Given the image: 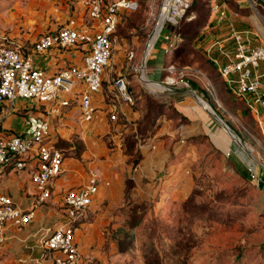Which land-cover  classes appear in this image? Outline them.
Wrapping results in <instances>:
<instances>
[{"label":"rangeland","instance_id":"374dc122","mask_svg":"<svg viewBox=\"0 0 264 264\" xmlns=\"http://www.w3.org/2000/svg\"><path fill=\"white\" fill-rule=\"evenodd\" d=\"M137 1V8H124L122 10L129 13L120 10L118 16L119 29L133 26L141 39L131 67H128L137 65L146 70L148 65L162 63L159 82L166 88L154 92L150 84L143 82V77L142 81L138 78V70L121 71L132 79L130 89L134 94V106L143 111L137 120V133L134 131L125 139L117 156L112 159L109 155L106 160L108 169L117 170L123 176V196L119 203L107 208L121 218L107 219L103 225L104 249L107 250L110 242L116 249L115 259L111 260L108 255L109 263L264 264V184L257 187L237 170L235 161L229 163L225 149L212 139L217 130L213 119L204 116L197 99L173 88L192 87L229 127L231 124L235 128L230 127L234 132L242 133L247 129L249 138L242 141L252 156L264 165L263 131L253 116L249 113L243 116L237 111V106L242 105L239 99L232 101L230 92L219 90L218 84L226 83L206 57L205 45L199 42L201 37L192 45L185 39L178 41L170 53L158 49V57L152 59L158 41L166 43L165 51L170 49L169 39L164 35L170 37L173 26L164 23L142 64L145 41L156 22L161 0ZM211 1L194 0L188 10L189 14L194 13V18L189 21L184 16L175 27L181 33L203 28L210 18ZM217 1L224 3L227 10L251 14L256 23L244 22L239 27L256 30L259 26L256 35L264 41V0ZM134 22L138 25L134 26ZM206 28L202 34H210ZM117 72L110 74L107 84L111 85L112 78L120 74ZM170 78L172 83L167 82ZM165 109L168 116L176 117L172 126L175 131L166 133L165 143L159 149L155 133L162 124L158 115ZM180 124L184 127L183 140L177 132ZM220 130L227 135L222 128ZM150 142L154 147L149 145L141 150L139 144ZM103 147L109 154L114 151L110 141ZM148 152L150 154L144 158L143 153ZM177 153L178 159H182L178 163ZM137 165L142 171L138 172V184H135L133 174ZM250 165L264 175L261 164L250 162Z\"/></svg>","mask_w":264,"mask_h":264},{"label":"crops","instance_id":"0c3cea01","mask_svg":"<svg viewBox=\"0 0 264 264\" xmlns=\"http://www.w3.org/2000/svg\"><path fill=\"white\" fill-rule=\"evenodd\" d=\"M121 11L122 13H129L126 10ZM192 14L193 16L189 19L187 18V20L190 21L194 18L195 15L194 13ZM162 16L163 12L161 10L157 25H160V20L163 19ZM209 17L208 22L203 28L193 31H183V33L179 31V33L181 42L185 39L190 41V45L194 44L193 42L201 37L199 42L201 46L205 45L206 57L210 59L211 65L218 69L213 58L214 56L219 58L220 54L214 47L210 51H207L208 46L216 39L225 38L228 21H232L237 26H242L244 22L255 24L256 20L251 14L237 10H227V19L220 22L214 19L211 13ZM89 22L90 19L86 13L83 0H0V41L10 43L24 54H31L34 65L44 68L48 73H54L67 64L81 63L84 50L81 47L53 46L42 52L34 53L31 48L33 42L43 32L57 28L58 26L70 25L80 27L88 25ZM119 23L120 18H118L114 31L111 34L112 56L109 66L106 67L103 73V88L90 94L91 101L95 107L91 120L85 121L81 117L79 96L84 86L80 82H76L75 86L69 91H58L50 101L41 102L37 99L15 98L12 101L4 100L0 102V136L24 130L27 114L34 113L48 119L52 137L58 140L67 153L62 164L61 173L52 182L53 193L51 198L34 208L32 219L26 225L22 227L13 224L6 225L4 238L0 241V264H54L52 258L53 252L43 247L42 240L48 235L49 228L53 227L59 219L57 202L65 189L83 183L86 180L88 171L93 168L100 175L102 180L101 185L98 192L93 196L88 220L76 227L74 239L78 244L85 264H110L108 255L109 257L111 255V260L116 257V249L113 242L107 245V250L104 249L105 229L103 225L107 223V219L121 218L118 213H112L107 208L120 202L123 196V176L117 170L108 169L106 160L109 155L112 159L113 156H117L119 147L121 144H124L125 139L132 136L134 131H138L137 120L140 119L143 111L141 108L134 106L135 102L133 104L122 102L120 112L124 116L119 119V122L114 125L108 118L104 98L106 90L110 89L112 85L107 84L110 81L109 76L117 70V73H121L122 70L127 72L128 69L129 72L132 69L135 71L134 66L129 68L132 61L127 58V51L130 48L136 51L137 46L141 43V39H139L140 35L133 26L130 29L120 30ZM137 23L134 22L132 24L136 26L138 25ZM141 25L144 26L142 22ZM205 27H208L206 31H210V34H202ZM255 29H251L250 40L254 44L264 43L262 38L256 35L259 26H256ZM253 34L255 36H252ZM147 39L148 36L146 41ZM157 43L158 45H156ZM157 43L155 44V51L151 56L152 59L158 57V49H161L163 53H170L177 46L165 51L166 43L164 41H158ZM148 48L149 46H147L144 59L148 56L146 55L149 52ZM161 64L157 66L148 65L146 66V70L143 67L144 75L148 80L159 82L162 74ZM262 69L263 63L260 62L257 70L260 71ZM142 75L141 73L140 76ZM129 80L130 89L132 79ZM223 84H218L219 90L224 93L229 92L226 85ZM173 90L189 94L193 99L195 98L192 91H196L192 87L173 88ZM236 99H239L242 103V105L237 106V111L243 116L249 113L252 117L251 112L245 109V103L242 98L231 97L232 101ZM62 100H67V104H62ZM199 107L205 117L212 119L200 104ZM210 107L212 106L210 105ZM158 116H160L158 119L162 121V124L157 128L155 135H158L157 144L158 148L161 149L167 138L165 137L166 133L175 131V128L172 126L176 117L168 116L166 109L165 112ZM213 122L217 128L215 136L212 138L213 141L215 139L217 145L225 149L230 164L235 161L237 170L249 181H252L257 187L261 188L264 184V175H261L258 168L250 165V162H256L257 164L258 162L252 156V153L249 151L250 149L242 141L248 140L249 131L244 129L242 133L237 132L242 141L241 146L235 143L228 135L221 132L217 123L214 120ZM230 126L233 127L231 124ZM177 132L181 135V140H183L185 136L182 124L178 126ZM107 141H110L114 145V151L110 152V154L106 150H103L106 148L103 147V144ZM149 145L152 147L150 142L148 145L141 144L140 148L141 150H146ZM150 151L152 152L153 150ZM71 152H75L74 156L70 155ZM149 154V152L143 153V157L145 156L144 158H146ZM103 155L105 156L103 157ZM176 156L178 160L176 163H178L182 159H178V153ZM141 171V166H135V173L133 172L135 184H138L137 175ZM36 191V186L30 178L28 168L20 170L6 168L0 176V194L11 197L23 209L33 206ZM140 194L142 195V192ZM123 231L125 232V230Z\"/></svg>","mask_w":264,"mask_h":264},{"label":"built area","instance_id":"2783aa9c","mask_svg":"<svg viewBox=\"0 0 264 264\" xmlns=\"http://www.w3.org/2000/svg\"><path fill=\"white\" fill-rule=\"evenodd\" d=\"M162 2L163 0L161 4ZM192 2L193 0H170L168 14L162 19V26L168 23L174 28L185 16ZM83 3L90 19L88 25H61L47 30L39 35L31 47L34 53L53 46L81 47L84 50L81 63L67 64L54 73H48L44 68L34 65L31 54H24L10 43L0 41V102L15 98L46 102L53 99L58 91H69L76 82H80L84 86L79 96L81 117L85 121L93 118L95 107L90 94L103 88V73L112 56L111 34L119 12L124 8H137L138 1L83 0ZM210 7L214 19L219 22L227 19L224 3L212 0ZM158 16L159 14L157 18ZM192 16L191 13L187 18ZM173 28L170 37L164 35L169 39V50L181 40L180 33ZM250 33L251 28L239 27L228 21L225 38L214 40L207 51L214 47L222 56L220 59L214 56L213 61L228 91L232 96L243 99L256 124L264 132V44L252 43ZM135 54L136 51L130 48L127 58L132 61ZM260 62L263 63V69L258 71ZM134 69L140 72L137 65ZM172 81L170 78L167 82ZM129 83V77L120 73L112 78V85L105 93L108 118L114 125L124 116L120 112L121 103H134ZM67 102L61 101L62 104ZM66 155V149L52 137L48 119L41 115L27 114L24 130L0 136V176L6 168H28L37 189L33 206L28 209L18 206L11 197L0 194V241L4 238L7 224L18 227L26 225L32 219L34 208L51 198L52 182L61 173ZM258 163L264 168L262 163ZM101 181L98 171L93 168L88 171L83 183L68 187L62 193L57 202L59 219L42 240L43 247L53 252L54 264H85L74 239V232L80 223L88 220L92 199L98 192Z\"/></svg>","mask_w":264,"mask_h":264},{"label":"bare ground","instance_id":"6f19581e","mask_svg":"<svg viewBox=\"0 0 264 264\" xmlns=\"http://www.w3.org/2000/svg\"><path fill=\"white\" fill-rule=\"evenodd\" d=\"M169 3H170V0H163V2H162V4H161V6H160V10H159V16H158V21H159V17H160V13H161V10H162V12H163V16H162V18H165L166 16H167V14H168V7H169ZM161 19V18H160ZM162 23V22H161ZM158 26H159V28H158ZM161 26H162V24H160V25H157V27H156V25L154 26V29L150 32V34L148 35V39H147V41H146V45H145V47H144V54H143V57H142V64H143V61H144V57H145V53H146V50H147V46H149V48H148V50L151 52L152 51V49H153V45H154V42H155V37L157 38V36H158V34H159V32H160V29H161ZM156 27V28H155ZM155 30V31H154ZM153 31H154V33H153ZM152 36V38H150ZM151 39V40H150ZM150 40V41H149ZM149 43V44H148ZM153 44V45H152ZM152 46V47H151ZM149 52V53H150ZM149 53H148V55H149ZM147 55V54H146ZM148 57V56H147ZM146 57V58H147ZM143 74L144 75V71H143V66H141V68H140V73H139V79L142 81V77L144 78L143 79V82H145V83H147V84H150L151 86H152V89L153 90H155V91H157V90H162V89H164V88H166L165 87V85L164 84H162V83H160V82H158V83H156V82H151L150 80H148L147 78H146V76L144 75H142L141 77H140V74ZM160 83V84H159ZM195 99H197L196 97H195ZM197 101L199 102V104L203 107V109L207 112V114L217 123V125L220 127V128H222V130L235 142V143H237V144H239V145H241L242 146V141L241 142H239L238 141V135H237V133L236 132H234L233 130H232V128H230L228 125H227V123H225V121H223L222 119H221V117L217 114V113H215L212 109H211V107H210V105L208 104V103H205V102H203V101H201V100H199V99H197ZM237 135V136H236Z\"/></svg>","mask_w":264,"mask_h":264},{"label":"water","instance_id":"95a60500","mask_svg":"<svg viewBox=\"0 0 264 264\" xmlns=\"http://www.w3.org/2000/svg\"><path fill=\"white\" fill-rule=\"evenodd\" d=\"M161 22H162V19L160 20V23L159 24H161ZM157 23H158V18H157V21H156V23H155V25H157ZM144 61H145V59H144ZM143 61V62H144ZM165 85V84H164ZM165 87H166V85H165ZM169 88V87H168ZM192 94L197 98V99H199V100H201V101H203V102H205V103H207V101H205L199 94H197L196 92H194V91H192ZM237 136V135H236ZM238 137V141L239 142H241V140H240V137L239 136H237ZM257 161V160H256ZM258 162V161H257Z\"/></svg>","mask_w":264,"mask_h":264},{"label":"trees","instance_id":"16d2710c","mask_svg":"<svg viewBox=\"0 0 264 264\" xmlns=\"http://www.w3.org/2000/svg\"><path fill=\"white\" fill-rule=\"evenodd\" d=\"M193 1H194V0H193ZM190 7H191V6H190ZM190 7H189V9H190ZM189 9H188V10H189ZM188 10H187L186 13H185V17H186V18H187V16L189 15V11H188ZM188 19H189V18H188ZM173 29H174V31L179 32V30H178L177 27H174ZM245 109L248 110V108H247L246 106H245ZM248 111H249V110H248ZM230 127H231V126H230Z\"/></svg>","mask_w":264,"mask_h":264}]
</instances>
